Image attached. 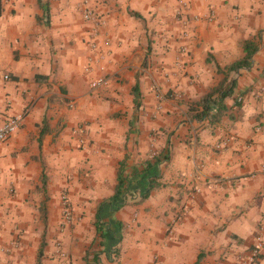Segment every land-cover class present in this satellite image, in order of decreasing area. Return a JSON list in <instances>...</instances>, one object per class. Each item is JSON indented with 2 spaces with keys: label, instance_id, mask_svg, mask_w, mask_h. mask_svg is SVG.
<instances>
[{
  "label": "crops",
  "instance_id": "crops-1",
  "mask_svg": "<svg viewBox=\"0 0 264 264\" xmlns=\"http://www.w3.org/2000/svg\"><path fill=\"white\" fill-rule=\"evenodd\" d=\"M0 1V120L22 116L0 146V264H240L264 241V0H86L96 63L80 0ZM230 80L219 120L191 117Z\"/></svg>",
  "mask_w": 264,
  "mask_h": 264
},
{
  "label": "built area",
  "instance_id": "built-area-1",
  "mask_svg": "<svg viewBox=\"0 0 264 264\" xmlns=\"http://www.w3.org/2000/svg\"><path fill=\"white\" fill-rule=\"evenodd\" d=\"M181 4L183 3V0H179ZM83 10H82V16L83 20L87 23L91 24V30L89 31V49L92 53L90 62L96 63L101 56L103 55L100 51L99 44H98V29L103 24L102 18L98 15H96L87 5L86 0H82ZM7 78V76H6ZM108 82V78L105 76H97L94 77L90 83L89 87L91 92H97L100 88L104 87ZM22 121L21 115H14L12 117L7 118L4 121L0 120V146H2L19 128ZM228 140H224L222 143H219L216 145L217 149H223L227 145ZM63 204V219L65 222H70L71 220V211L68 208V201L67 197H63L62 199ZM136 218V216H134ZM180 219L179 217L177 218ZM264 247V241L258 240L254 244L253 247H251L246 256L245 260L241 262L240 264H255L259 258L261 257V251Z\"/></svg>",
  "mask_w": 264,
  "mask_h": 264
},
{
  "label": "trees",
  "instance_id": "trees-1",
  "mask_svg": "<svg viewBox=\"0 0 264 264\" xmlns=\"http://www.w3.org/2000/svg\"><path fill=\"white\" fill-rule=\"evenodd\" d=\"M39 5H42L41 0H38ZM45 13H46V8ZM2 14V4L0 1V15ZM244 50H245V57L233 65L229 66L226 68L227 71H235L238 68L247 66L249 63V60L252 56V54L256 51L254 45L252 42H247L244 45ZM220 70V68H218ZM233 85L234 82L232 80L230 81H223L220 84H218L216 87L212 88L205 97H203L198 103H196V106L201 107V110L198 111L196 110L193 105L190 107L191 111V117H193L196 120H205V118H208L211 123L216 122L219 120V115L222 112L223 109V101L225 98L229 97L232 94L233 91ZM44 177H43V186H44ZM124 183L123 179L118 177V182L114 190L113 196L110 198L111 203H119L120 197L123 193L124 190ZM154 185L151 184L149 185L147 191L142 195L141 200L143 201L146 198H148L150 192L154 189ZM44 214H43V219H44ZM42 257V250L40 249L38 252V258H37V264H40V259ZM200 260V256L198 258Z\"/></svg>",
  "mask_w": 264,
  "mask_h": 264
},
{
  "label": "rangeland",
  "instance_id": "rangeland-1",
  "mask_svg": "<svg viewBox=\"0 0 264 264\" xmlns=\"http://www.w3.org/2000/svg\"><path fill=\"white\" fill-rule=\"evenodd\" d=\"M82 2V0H80V3ZM79 3V2H78ZM82 4V3H81ZM81 4H79V5H81ZM80 12H81V16H82V11L80 10ZM82 19H83V16H82ZM66 197V196H65Z\"/></svg>",
  "mask_w": 264,
  "mask_h": 264
}]
</instances>
